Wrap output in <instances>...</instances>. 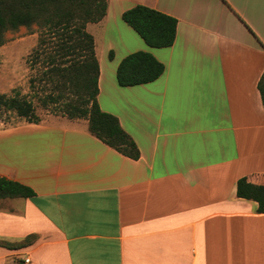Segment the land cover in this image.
I'll return each mask as SVG.
<instances>
[{
	"label": "crops",
	"instance_id": "crops-1",
	"mask_svg": "<svg viewBox=\"0 0 264 264\" xmlns=\"http://www.w3.org/2000/svg\"><path fill=\"white\" fill-rule=\"evenodd\" d=\"M136 4L177 19L171 46H148L122 20ZM90 24L107 42L99 53L94 41L98 104L140 155L106 145L86 119L0 128V176L35 193L0 200V240L33 236L0 245V264H264V212L236 194L240 177L264 184V0H108ZM138 50L163 73L119 86V61Z\"/></svg>",
	"mask_w": 264,
	"mask_h": 264
},
{
	"label": "trees",
	"instance_id": "trees-1",
	"mask_svg": "<svg viewBox=\"0 0 264 264\" xmlns=\"http://www.w3.org/2000/svg\"><path fill=\"white\" fill-rule=\"evenodd\" d=\"M108 0H0V45L6 34L23 26L36 27L37 42L28 55L29 88L44 91L42 103L50 104L69 119H86L88 130L106 145L131 159L140 152L133 138L121 127L118 118L103 111L97 100L99 64L93 35L87 23L101 21L107 12ZM129 25L150 47H168L176 36L177 19L155 8L136 4L121 14ZM112 57V52H109ZM164 71V64L150 52L138 50L125 55L116 67L119 86H133L156 80ZM264 106V71L258 81ZM14 113L27 122L37 123L32 100L17 90L0 93V112ZM33 189L17 180L0 176V200L30 198ZM238 197L257 202V212H264V184L250 182L243 176L237 180ZM33 236L6 247L29 243ZM21 264V262H19Z\"/></svg>",
	"mask_w": 264,
	"mask_h": 264
},
{
	"label": "rangeland",
	"instance_id": "rangeland-1",
	"mask_svg": "<svg viewBox=\"0 0 264 264\" xmlns=\"http://www.w3.org/2000/svg\"><path fill=\"white\" fill-rule=\"evenodd\" d=\"M117 22L127 26L121 19H118ZM87 30L94 37L97 52H102L107 47L106 37L102 31V27L100 25L90 24ZM37 36L38 31L36 27L28 29L23 26L6 34L5 42L0 45V92L9 93L11 88L16 87L21 94L33 101L37 115L40 119H44L47 115L62 114L57 112L52 105L42 103L40 98L43 96L44 91L36 87L34 89L36 93L33 95L29 88V77L36 75V72L30 70L27 58L36 45ZM107 51L104 61L111 65L114 62L111 63L112 60L108 57ZM116 52L117 54L119 53L117 48ZM20 119L22 118H18L14 113L1 111L0 128L10 127Z\"/></svg>",
	"mask_w": 264,
	"mask_h": 264
},
{
	"label": "built area",
	"instance_id": "built-area-1",
	"mask_svg": "<svg viewBox=\"0 0 264 264\" xmlns=\"http://www.w3.org/2000/svg\"><path fill=\"white\" fill-rule=\"evenodd\" d=\"M25 261H26V262H28V261H29V259H28V258H26V259H25Z\"/></svg>",
	"mask_w": 264,
	"mask_h": 264
}]
</instances>
